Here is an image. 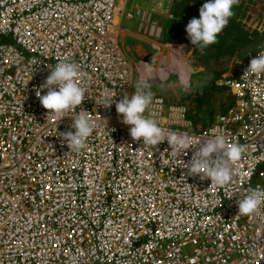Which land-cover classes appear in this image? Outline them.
<instances>
[{
  "label": "built area",
  "instance_id": "1",
  "mask_svg": "<svg viewBox=\"0 0 264 264\" xmlns=\"http://www.w3.org/2000/svg\"><path fill=\"white\" fill-rule=\"evenodd\" d=\"M134 15L144 35L162 37L129 0H0V264H264V204L250 215L237 205L264 187V73H245L264 38L222 75L233 104L207 126L194 130L184 104L153 96L145 114L197 144L177 156L166 140L134 141L115 103L98 105L103 93L134 92L120 28ZM65 59L85 100L56 121L36 91ZM81 111L96 126L76 152L60 133ZM214 135L247 146L224 187L183 167Z\"/></svg>",
  "mask_w": 264,
  "mask_h": 264
},
{
  "label": "clouds",
  "instance_id": "2",
  "mask_svg": "<svg viewBox=\"0 0 264 264\" xmlns=\"http://www.w3.org/2000/svg\"><path fill=\"white\" fill-rule=\"evenodd\" d=\"M238 3L239 0H206L199 8V18H191L186 25L185 30L193 47L203 50L217 43V35L234 15L232 9ZM50 68L51 72L44 84L37 88L36 96L40 104L50 110L49 114H54L55 120L59 121L66 116V113L82 105L85 100V89L77 82L79 68L76 62L65 59ZM159 71L152 65H148L132 86L134 92L130 98L125 93L117 101L116 93L112 95L103 93V98L98 105L110 108L115 103L116 112L121 115L122 122L131 126L129 134L134 141L142 139L143 144L155 146L166 140L171 151L178 156L197 144L193 145L188 137L182 134L175 132L165 134L158 122L145 114L154 96L151 81L156 78ZM245 73H264V52L250 60ZM44 89L47 91L41 95ZM103 122L107 124V118ZM95 126L93 117L81 111L72 117L71 128L74 131L60 133V136L69 150L78 152L86 147V141L93 133ZM198 145L191 160L184 163L183 167L187 168L188 174L200 175L202 180L210 179L211 184L217 187L228 185L233 178L232 166L242 158L247 151V146L239 142H233L228 146L223 135H214ZM261 204H264V187L257 186L237 202L238 213L250 215Z\"/></svg>",
  "mask_w": 264,
  "mask_h": 264
},
{
  "label": "trees",
  "instance_id": "3",
  "mask_svg": "<svg viewBox=\"0 0 264 264\" xmlns=\"http://www.w3.org/2000/svg\"><path fill=\"white\" fill-rule=\"evenodd\" d=\"M253 1V0H252ZM206 0H178L174 3V18H165V29L163 41L185 43L191 49V59L194 71L191 72L187 81L189 91L182 90L174 101L169 96L165 97L168 102L184 104L187 108L189 119L193 123V129L199 130L210 124L215 116L225 111L233 104L234 97L228 87L220 83L222 74L227 70L222 64H227L230 60H240L245 55L246 49L253 47L264 38V30L260 33L255 29H246L242 20L249 8L243 6L244 0H239L233 6L234 15L229 18L227 25L217 35V43L209 45L201 50L193 47L186 33V25L193 17L199 18V8ZM5 41H9L5 39ZM247 52V51H246ZM202 64V65H199ZM204 65V66H203ZM199 66L203 69L199 70ZM201 71H208L210 79L200 82V85L192 88V77ZM237 72H234V75Z\"/></svg>",
  "mask_w": 264,
  "mask_h": 264
},
{
  "label": "rangeland",
  "instance_id": "4",
  "mask_svg": "<svg viewBox=\"0 0 264 264\" xmlns=\"http://www.w3.org/2000/svg\"><path fill=\"white\" fill-rule=\"evenodd\" d=\"M178 0H171L170 4L167 6V11L172 10L173 12V6L174 3H176ZM167 0H129V3L132 5V8L134 5H137L140 10H147V12L151 13V20H161V22H164L165 20V7H166ZM244 5H248L249 8L246 12V15L248 17H245L244 20H242L244 26L246 29H255L257 25L259 26V30H261V26L264 23V0H244L242 3ZM128 9H131V6L128 7ZM134 11V9H133ZM140 15V14H139ZM139 15H134L132 19H126L122 18L120 20V25L125 24L126 20H139ZM133 25L135 23H132ZM176 43H168L166 48V55L170 54L172 48H169V46L174 45ZM178 48V53H180L179 56H176L175 54L171 57H175L178 60L172 59L170 64L167 66V60L165 59L163 66L167 69L166 72H164V77L166 78L162 84H154L151 82V90L154 94L163 95L164 97L169 96L172 98V101H174V97H178L182 90L189 91V88H187V81L189 78V75L192 71H194V65L192 63V59L190 57L191 50L188 48L186 44H176ZM183 46V47H181ZM156 50V47L152 46V51ZM166 57V56H165ZM166 57V58H167ZM131 60L133 61V65L135 68V64H138V61L136 59V56L131 54ZM169 58V57H168ZM180 62V63H178ZM156 63L154 55L149 58L148 61L145 62L144 68H146L148 65H154ZM140 64H142L140 62ZM184 66H183V65ZM202 65V64H199ZM204 66V65H203ZM185 67V71L182 69ZM222 67H226L227 69L223 74L226 73H232L237 68V63L235 60H230L227 62V64H222ZM199 70H202L203 67L199 66ZM139 69V66L138 68ZM135 68L136 76L135 81L139 78L138 71ZM182 70V71H181ZM208 71H201L200 73L193 75L192 77V88L191 90H194V86L196 87L200 85V82L206 81L210 79V75L207 73ZM222 74V75H223ZM157 91V93H156Z\"/></svg>",
  "mask_w": 264,
  "mask_h": 264
},
{
  "label": "crops",
  "instance_id": "5",
  "mask_svg": "<svg viewBox=\"0 0 264 264\" xmlns=\"http://www.w3.org/2000/svg\"><path fill=\"white\" fill-rule=\"evenodd\" d=\"M157 21L163 27L162 37L157 40L148 38L146 35L143 34L141 29L140 30L138 29L139 27L138 20H126L125 24L120 25V28H121V33H122L121 46L123 47L124 53L129 58L130 61H132L131 54L136 56L138 64H135L136 65L135 68L137 69L139 66V69H140V71L137 72L138 76L141 75V72L144 69L145 62L148 61L152 55H154L156 63L152 66L159 69L160 71L158 72L156 78H154L151 82L158 85V84H162V82L167 78V77L166 78L164 77V72L167 71V69L163 66L165 59L167 60V66L170 64L172 59L178 60L177 58L171 57V56H173L174 54L176 56H179L180 53H178V48L176 44L180 45V44H185V43L171 42V43H176V44L169 46V48H172V50L170 54L168 55L169 57L168 58L166 55V48H167V44L170 42L163 41L164 29H165L164 24L166 22L165 20L164 22H161V20H157ZM132 23H135V24L133 25ZM257 29L259 30V26L257 27ZM260 29L261 30H259V32L261 33L264 30V23ZM152 46L156 47V50L154 49V51H152ZM191 56L192 54L190 55V57ZM140 62L142 64H140ZM135 68H134V71H135ZM182 69L185 71V67H183ZM135 76H136V72H134V79H135Z\"/></svg>",
  "mask_w": 264,
  "mask_h": 264
},
{
  "label": "flooded vegetation",
  "instance_id": "6",
  "mask_svg": "<svg viewBox=\"0 0 264 264\" xmlns=\"http://www.w3.org/2000/svg\"><path fill=\"white\" fill-rule=\"evenodd\" d=\"M133 64V63H132ZM134 66V65H133Z\"/></svg>",
  "mask_w": 264,
  "mask_h": 264
}]
</instances>
